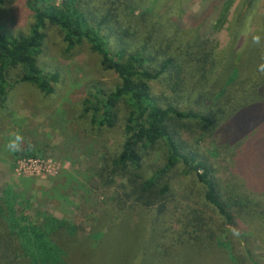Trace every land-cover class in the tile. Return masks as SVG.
<instances>
[{"label":"trees","instance_id":"trees-1","mask_svg":"<svg viewBox=\"0 0 264 264\" xmlns=\"http://www.w3.org/2000/svg\"><path fill=\"white\" fill-rule=\"evenodd\" d=\"M168 1L26 0L28 31L0 34V110L17 84L43 96L54 92L58 73L38 65L47 25L57 28L68 51L87 44L117 82L109 90L90 83L82 114L99 130L122 123L121 144L101 156L96 172L103 187L114 188L116 210L104 211L93 232L119 222L146 230L149 250L131 264H263L246 242L244 222L264 223V0H237L222 50H208L206 32L227 21L236 0H198L196 10L173 0L153 19ZM258 8L252 32L249 19ZM161 81L167 92L155 94L152 84ZM196 134L232 152L214 162L186 140ZM155 151H162L160 160L145 165ZM223 164L233 179L227 184L216 177ZM176 171L196 179L207 211L221 224L192 211L180 230L163 227ZM28 203L11 187L0 192V264H100L103 235L90 249L79 226L40 210L27 214ZM228 230L240 253L222 244Z\"/></svg>","mask_w":264,"mask_h":264},{"label":"rangeland","instance_id":"rangeland-1","mask_svg":"<svg viewBox=\"0 0 264 264\" xmlns=\"http://www.w3.org/2000/svg\"><path fill=\"white\" fill-rule=\"evenodd\" d=\"M142 1L146 5L147 0ZM197 1L187 0L182 7L196 10ZM172 2L159 6L153 19H158ZM237 2L230 8L227 21L221 27L206 32L208 50H222L227 46L228 27ZM260 13L258 8L256 17L249 19L252 32L258 27ZM30 25L32 18L26 0H4L0 6V34L26 33ZM38 65L45 71L57 72L59 80L54 92L48 96L27 84H17L10 91L4 108L0 110V192L8 187L21 192L24 205L25 201L29 202L27 214L40 210L79 226L78 236L90 241V249H95L103 235L101 244L97 245L104 246L98 251L100 264H131L136 253L149 250L144 242L146 230L135 229L141 226L127 229L119 222L118 227L115 225L109 229L108 225L103 228L98 232L99 237L93 232L104 211L108 208L116 210L111 207L114 188L103 187L96 172L101 165V156L117 150L121 144L122 123L119 121L112 130L94 128L83 116L81 104L90 83L109 90L117 78L102 70L99 57L89 50L87 44L66 50L59 31L50 25L45 29ZM152 90L155 94L167 92L162 81L153 83ZM16 136L22 137L19 150H11L9 143ZM187 137L193 149L214 162L220 160L221 154L232 152L231 148L221 146L216 138L199 141L197 134ZM161 155L162 151L152 152L145 165L156 163ZM225 166L222 165L216 177L227 184L233 179ZM171 178L172 192L161 219L164 228L180 230L186 224L185 214L192 211H205L209 218L216 217L207 211L203 189L194 177H183L176 171ZM116 182L124 183L119 179ZM212 221L221 224L218 218ZM244 228L247 244L254 253L262 256L264 264V223L258 219L246 221ZM221 242L229 243L240 253V241L233 238L229 230L223 233ZM133 260L139 261V257Z\"/></svg>","mask_w":264,"mask_h":264},{"label":"clouds","instance_id":"clouds-1","mask_svg":"<svg viewBox=\"0 0 264 264\" xmlns=\"http://www.w3.org/2000/svg\"><path fill=\"white\" fill-rule=\"evenodd\" d=\"M254 41L258 43L259 42V37H255ZM260 70L264 71V65L260 66ZM21 141H22V137L16 136L15 140L10 141L9 148L11 150H19V144H20Z\"/></svg>","mask_w":264,"mask_h":264}]
</instances>
